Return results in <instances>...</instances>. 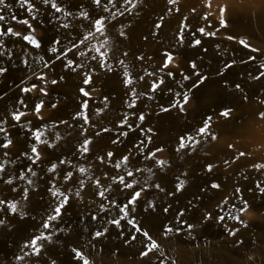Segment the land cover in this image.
Masks as SVG:
<instances>
[{"label": "rangeland", "instance_id": "374dc122", "mask_svg": "<svg viewBox=\"0 0 264 264\" xmlns=\"http://www.w3.org/2000/svg\"><path fill=\"white\" fill-rule=\"evenodd\" d=\"M5 2L10 7L0 13L6 17L0 25L5 30L13 27L15 31L28 34L30 30L11 17L15 15L17 20L27 19L36 28L33 35L42 46L37 49L20 38L5 37L4 55L0 56V65L9 69L5 76L0 77V120H7L3 126L8 129V138L13 141L8 149H0V163L8 161L5 172L0 173L3 176L0 180V199L18 204L15 214L9 211L7 204L0 205L3 209L0 219L5 221L0 226V264H52L53 260L56 264H82L75 258L73 248L83 252L90 264H264V195L256 187L257 183L264 187V168L254 167L264 164V76H261L264 72L261 68L264 65V0H177L175 4H169L168 0H142L131 14L115 18L97 7L93 0H57L73 14L66 21L54 19L62 17V14L54 13L41 0H33L40 9L36 20H32L26 8L19 6L18 0ZM102 3H107V0H102ZM116 4L112 12L121 7L123 0H116ZM221 9L225 10L223 19L227 28L220 26ZM82 11L89 13L88 19L79 16ZM101 17L107 18L106 48L113 71H105L97 61L86 60L76 54L88 51L93 44L99 46L105 39L99 33H96V38L86 41L79 49L59 60L56 56L60 53L49 51L53 38L62 41V45H57L61 51L70 46L69 39L79 42L84 35L94 31L93 22ZM65 22L70 24L68 29L60 27ZM156 24L162 26L157 28ZM185 25L181 45L178 36ZM201 27L216 35H201L197 31ZM121 31L124 36L120 35ZM228 36L234 39L229 40ZM195 39H200L202 43L193 47ZM240 40L250 47L245 48ZM253 48L257 51H252ZM165 53H171L174 60L168 68L162 69ZM94 54L88 51L89 58ZM140 56L144 59H138ZM25 59L28 60L27 65L23 63ZM69 59L85 63L86 67L73 72L65 67ZM119 60L127 65L135 81L133 85L125 86V69L118 63ZM44 61H48L51 67L44 68ZM192 62L196 63V69L191 68ZM227 64L232 67L226 68ZM92 69H95L92 82L85 85L83 73ZM145 70L154 75H146ZM169 71L173 77L167 75ZM195 72L207 79L193 87V83L200 79V76L194 75ZM39 75H45L46 82L37 79ZM141 76H144L143 80L139 79ZM184 76L190 79L184 80ZM160 78H163L164 84L156 92H151L152 82ZM53 79L58 83L51 84ZM33 84L37 85V90L31 93L21 91ZM39 87H45L48 95L40 94ZM81 88L88 91L90 97H84ZM132 88L137 94L146 95L139 96L135 107L129 108ZM177 92L181 94L179 97L175 95ZM185 93L189 96V103L181 112L179 106L173 108L172 105L177 100L183 103ZM149 95L154 98L148 99ZM20 99L24 100L26 108L19 103ZM41 99L44 107L37 115L35 105ZM85 100L88 102L86 114L90 124L84 125L88 131L81 135L80 125L84 121L73 117L82 111L81 105ZM52 104L57 107L52 108ZM161 106L170 108V112H161ZM17 109L26 113L19 124L12 120L11 115ZM97 110L102 111L97 114ZM225 111H229L227 117L222 115ZM140 114L145 116L143 122L138 119ZM125 115L128 124L136 129L134 132L128 129L127 124L123 128L118 127ZM209 117V131L216 139L197 137L200 143L195 151L188 148L177 152L180 137L195 135ZM104 127L112 131L96 136L95 133ZM28 128L44 131L43 138L50 142L54 141L55 134H59L61 139L56 142V147L48 148L37 144ZM148 128L152 129L151 133H142V129ZM121 131H127L128 136H118ZM148 136L151 142H148ZM85 138H90L92 143L89 152L81 156L77 148ZM113 139L120 142L113 144ZM141 140L145 141L142 153L135 147ZM2 142H6L5 135L0 133ZM33 144H37L41 153V159L36 164L21 154L28 152L32 155ZM157 148L162 151L152 159H144ZM5 151L9 153L7 157L2 155ZM108 152L113 153L111 159L107 156ZM241 152L245 155L240 156ZM125 155H129L127 168L135 173L133 177L126 175L124 166L120 169L113 167ZM99 157H104L103 163ZM62 159L66 163L60 164ZM157 160L167 161V166L161 169ZM53 164L58 166L56 172H49ZM209 164L213 165L211 173L206 171ZM73 166L89 169L88 175L92 179L87 180ZM29 167L37 175L32 177L28 173L25 180L17 179L27 173ZM137 168L144 171L136 172ZM67 172H72L73 176L65 182ZM120 175H124L126 182L139 183L133 189H124L112 181V177ZM177 177L187 183L183 191L170 196L168 193L174 192L178 183ZM10 178L13 179L12 184L4 183ZM27 178L33 180V185H27ZM97 178L102 188L110 187V191L105 192L107 200L98 195L101 189L94 184ZM81 179H85L86 184L80 196L72 195L65 215L59 222H53L56 228H63L64 231L53 236V243L45 242L39 257L24 255L31 251L24 245L40 233L43 219L51 211L53 197L48 191L51 184L54 183L61 191L71 189L75 193L80 188ZM145 183H158L164 189L161 192L154 187H146L137 201L135 212L131 213L160 245V249L148 257L141 256L146 243L141 234L136 233L137 239L126 243L134 232L126 220L121 221L122 229L107 225V220L122 215L119 208L108 201H115L122 207L132 193L139 191ZM212 183L220 184V189H212ZM25 188L28 189L27 200L22 198ZM237 188L240 193H236ZM225 199L228 203L223 205L224 212H221L219 205ZM149 200L157 207L155 211L145 212ZM244 201H247L246 205ZM101 204L109 211H102ZM169 205V211L163 212L162 209ZM229 209L231 215H239L243 223L228 219L227 215L223 222L217 219ZM21 210L25 213L23 218L19 215ZM179 211L184 212L180 219L187 224L176 223ZM208 213H211V219H205ZM92 215L98 219L92 220ZM188 224L193 227L188 229ZM105 226L108 227L107 234L93 239L94 232L97 229L102 231ZM165 226L179 228L180 231L165 235ZM229 229L238 231L233 236ZM21 256L24 258L18 259Z\"/></svg>", "mask_w": 264, "mask_h": 264}, {"label": "snow or ice", "instance_id": "6c2138e0", "mask_svg": "<svg viewBox=\"0 0 264 264\" xmlns=\"http://www.w3.org/2000/svg\"><path fill=\"white\" fill-rule=\"evenodd\" d=\"M42 4L46 7L50 6V8L52 10H54V13H61L62 17H54V19H64L65 21L67 20L68 17L72 16V12L67 11L64 7H62L57 0H41ZM142 0H123V4L121 5L120 8L117 9L116 12H112L113 8L117 7L116 4V0H107V3H102V0H93V3L99 7L102 8L105 12H109L112 14V17L115 18V16L120 15L123 16L125 15V13L131 14L132 10L135 9L137 7V5L139 3H141ZM19 6L22 8H26L27 12L30 13L32 15V20H36L37 16L36 14L39 13L40 9L36 6V4L33 2V0H18ZM169 4H175L177 3V0H168ZM109 5H111V7H109ZM10 5H8L5 0H0V13H3L5 8H9ZM178 10V9H177ZM224 9H221V19H220V26L222 28H227V22L223 19V14H224ZM80 17H83L84 19H88L89 18V13L87 11H82L79 13ZM12 20H16L17 23L25 25L27 27L28 30H30L28 32V34H23L20 31H15L13 29V27H7L6 30L4 29V27L2 25H0V56L4 55V38L5 37H14V38H20L23 41H26L29 45H31L34 48L39 49L42 45L41 42L37 39V37L35 35H33V33L36 32V28L33 27L32 23L29 22V20L24 19V20H17V17L15 15H12L11 17ZM107 18L106 17H101L99 19H96L93 22L92 27L94 28V31H90L88 34L84 35L82 39L79 40V42H75L72 39L68 40L69 43V47H67L65 50L61 51V47H57V45H62V41L60 39L57 38H53V46L49 49L50 52L52 53H60V55L56 56V59L59 60L62 57H67L68 53L73 52L76 49H79L81 45L85 44L86 41L91 40L92 38H96V33H99L100 36H104L105 39L100 42L99 46H96L95 44H93L90 48H88V51L94 52L95 54L92 55L90 58L88 57V51H79L76 54L78 56L81 57H85L86 60H94L97 61L99 63V66L104 69L105 71H113V65L110 64L108 62V49L106 48V45L108 44V40L107 37L105 35V29H106V24H105V20ZM162 19V18H161ZM205 19H207V17H205ZM6 20V17L3 14H0V22H4ZM162 25L161 24H156L157 28H160ZM60 27L64 28V29H68L70 27V24L68 22L62 23L60 25ZM122 27H124L122 25ZM187 27L182 26L181 30H180V34L178 36V43L179 44H183L184 42V36H183V31L184 28ZM197 31L204 36H215L216 33L215 32H206L205 29L203 27L197 29ZM121 36H124L125 33L123 31L120 32ZM193 36L196 35V33H192ZM229 40L234 39V37L232 36H228L227 37ZM98 39V38H97ZM145 39H147V37H145ZM201 40L200 39H195L192 43L193 47L199 46L201 44ZM240 44H242L245 48H249L250 45L245 42L244 40H240L239 41ZM102 49H104L102 51ZM206 51V49H205ZM252 51H257V49L253 48ZM10 52V50H9ZM125 56L128 55L127 52L124 53ZM166 56V60L165 63L162 66L163 68H168V66L170 64L173 63L174 57L171 53H165ZM10 58V57H9ZM41 59H43L41 57ZM138 59L143 60L144 57L140 56L138 57ZM251 59H255V57H251ZM23 63L25 65L28 64V60L25 59L23 60ZM118 63L120 65H124V83L125 86H131L135 83V81L132 79L131 74L128 72L127 70V65L125 64V62L123 60H119ZM233 63H235V61H233ZM44 68H50L51 65L48 61H44L43 64ZM66 68H70L73 72L78 71L79 69L85 68L86 64L85 63H75L73 60L69 59L67 60L66 64H65ZM226 68H231L232 65L231 64H227L225 65ZM191 68L192 69H196L197 65L195 62L191 63ZM261 68H264V65H261ZM9 69L7 67H4L3 65H0V77L5 76L6 73H8ZM95 69H92L91 71H85L83 73L84 76V80L83 83L85 85L90 84L92 82V72H94ZM145 74L148 76H152L154 75V73H150L147 72V70H145ZM167 75L169 77H173V73L171 71H169L167 73ZM194 75L196 76H200L199 72H195ZM261 76H264V72H261ZM260 77H256V79H259ZM37 79L41 80V81H45L46 82V76L45 75H39L37 76ZM61 79H63V77H61ZM140 80L144 79V76H141L139 78ZM184 80H188L190 79L189 76H184L183 77ZM207 79V77H203L200 76V79L198 82H194L193 83V87L197 86V83H203L205 80ZM51 84L55 85L58 83V81L56 79L51 80L50 82ZM164 84V80L163 78H160L158 81H153L150 87V91L151 92H156L160 86ZM181 87H183V85H180ZM236 88L239 89L240 85L237 84ZM37 90V85L33 84L31 87H23L21 89L22 92L24 93H31L33 91ZM171 91V90H170ZM80 92L82 93V95L84 97H90V93L88 91H86L84 88L80 89ZM39 93L42 94L43 96H47L48 92L46 91L45 87H39ZM146 95L145 93H139L137 94L135 88L131 89V95H130V99H131V103H128V107L129 108H133L136 105V100L139 99V96H144ZM177 97H179L181 94L179 92H177L175 94ZM148 99H153L154 97L152 96H148ZM107 98H105L106 100ZM19 103L21 105H23L25 108L27 107V105L24 103L23 99H20ZM189 103V96L187 95V93H185L183 95V103H181L179 100H177L175 103H173L172 107L175 108L177 106H179V110L181 112L185 111V105ZM44 107V101L41 99L36 105H35V112L37 115H39V113L41 112V109ZM52 108H56L57 105L56 104H52L51 105ZM82 111L77 113V115L75 117H73V119H77L80 118L84 121L83 124L80 125L82 132L81 135H84L88 129L84 127L85 124H90L89 118L86 114L87 108H88V102L87 100H85L83 102V104L81 105ZM170 108L167 107H163L161 106L160 111L167 113L170 112ZM102 110H97V114H99V112ZM230 111V110H229ZM229 111H225L222 113L223 116L227 117L229 115ZM12 120L15 121L17 124H19V122L21 121L22 117H24L26 115L25 112L19 111V109H17L16 112H13L12 114ZM262 116H264V114H262ZM138 119L143 122L145 119V116L143 114H140ZM211 120V117L208 118V120H206L204 122V125L200 128H198L195 132V135L189 134L187 136H181L180 140H179V146L177 147L176 151L180 152L182 149H188L190 148L192 151H195L196 149V145L200 143V140L197 137H206L209 136L211 137L213 140L216 139V136L213 135L210 131V123L209 121ZM7 123V120H0V133H3L5 135V140L6 142H2L0 143V149H8L10 146H12L13 141L11 139L8 138V129L5 128L3 125ZM28 123H31L30 121ZM61 123H65L67 124V121H61ZM127 124V127L130 131H135L136 129L132 127L131 124H128L127 122V115H125V119L123 121H121V123L118 125V127L123 128L124 125ZM21 127H25V125H20ZM92 127H95V125H92ZM137 127H139V125H137ZM28 131L32 134V138H34V140L37 142V144L40 145H46L48 148H54L56 147V142H58L61 137L59 136V134H55V138L54 141L50 142L47 138H43L45 137V132L41 131L40 129H36L33 130L32 128H28ZM112 131L111 129L104 127L102 128L100 131H97L95 134L96 136H100L102 132L106 133V132H110ZM142 133L144 132H148L151 133L152 129L148 128L146 130L142 129L141 130ZM128 132L127 131H121L118 133V136H124L127 137L128 136ZM148 142H151V137L148 136L147 137ZM120 141L119 139H113L112 143L113 144H118ZM92 143V140L90 138H85L83 143H81L79 145V147L77 148V152H79L81 154V156H83L84 154L89 152V145ZM37 144H33L31 146V153L32 155H29L28 152H23L21 153L22 155L26 156L33 164H36L40 159H41V153L37 148ZM145 146V141L141 140L138 144L135 145L136 148L140 149L141 153L143 152V147ZM162 151V149L157 148L155 152H150L148 155L144 156V159H152L153 157L156 156L157 152ZM4 157H7L9 155V153L7 151L3 152L2 154ZM129 155H131V152L129 153ZM129 155H125L122 157L121 160L117 161L113 167H115L116 169H120L122 166L125 167V171H126V175L128 177H133L135 175V173L131 170H129L127 168V165L129 164ZM240 156H244L245 153L241 152L239 154ZM107 156L109 159H111V157L113 156L112 152H108ZM239 157H237L238 159ZM98 159H100L101 163L104 162V157H99ZM8 161H3L2 163H0V173H4L5 172V164H7ZM66 163L65 160H60V164H64ZM70 163V162H68ZM156 163L158 164V166L163 169L167 166V161L165 160H157ZM225 163H228L227 161H225ZM57 165L53 164L48 171L49 172H56L57 169ZM74 168H76V171H78L82 176H86L87 180H91L92 177L90 175H88V172L90 171L89 169H86L85 167H76L73 166ZM254 167H256L257 169H261L264 168V164H258V165H254ZM139 171H144L143 169H136V172ZM147 171L151 172V169H147ZM206 171L211 173L213 171V165L209 164L207 165ZM30 173L32 177H35L37 175V173L35 171H33V169L31 167H29L27 169V173L22 174L20 176L17 177V179L20 180H25L27 174ZM183 175H187V173H184ZM73 173L72 172H67L64 176V181H70L72 179ZM58 178V177H57ZM0 180H3V176L0 175ZM112 181L113 183H118L119 185H122L124 189H133L135 187V185L137 183H139V181H132V182H126L124 175H120L119 177H112ZM177 185L175 188L174 192H170L168 193V195H175L176 192H180L183 191L185 188V185L187 183L186 180L180 179V177H177ZM4 183L6 184H12L13 183V179H7L4 180ZM27 185H33V180L31 178H27L26 180ZM79 184H80V188L77 189L75 191V193H72L71 189H68L66 191H61L60 188H57L56 185L54 183L51 184V187H49L48 191L51 194V196L53 197V202L50 203V213L46 216V218L43 219L42 225H41V231L38 235L33 236L30 241L28 243H26L24 245V248H30L31 251L30 252H26L24 253V255L26 256H37L39 257L41 255V252L45 246V242L47 243H53V236H57L58 233L63 232L64 229L63 228H56L55 224L53 222H59L62 217L65 215L67 207L69 205L70 199L72 197V195H75L77 197L80 196V191L83 189V187L86 184V180L85 179H81L79 180ZM95 186L98 189H101L98 192V195L102 198H104L105 200L108 199V197L105 195L106 191H110V187L109 188H102V186L100 185V181L99 178H97L94 181ZM146 187H154L156 189H158L159 191L163 192L164 189L161 187L160 184H154V185H147V183H145L144 187H141V189L139 191H134L131 195V198L127 201L126 204H124L122 207L120 205H117L115 203V201H108L109 204L113 205L114 207L119 208V211L122 213V215H120L119 217L116 218H112L107 220V225L110 226H115L118 229H122V224L121 221L122 220H126L127 224L131 226V229H134L133 234L131 235L130 239L128 241H126V243H131L132 241H135L137 239L136 233L141 234L144 238L146 243L144 244V248L145 250L141 252V256L142 257H148L150 253H153L154 251H157L160 249V245L157 243V241L155 239H153V237L149 234L148 231L144 230L140 224L138 223L137 219L135 216L131 215V213L135 212L136 210V204L137 201H139L141 199V194L143 191H145ZM221 185L217 184V183H212L211 184V188L212 189H220ZM256 187L259 189L260 194L264 195V187H261L259 183H257ZM14 191L16 189H13ZM240 189L237 188L236 189V193H240ZM22 198L24 200L28 199V189L25 188ZM241 200H243V197H240ZM191 204V201L189 202ZM228 201L227 199H225L223 201V203L221 205H219L220 211L224 212V204H227ZM245 205L247 204V201H244ZM9 209L10 212L12 213H17L18 212V204L17 203H8L3 199H0V205H6ZM101 210L102 211H109V209L107 207H105V205L101 204ZM156 204L153 203L152 201H147L146 202V206L144 208L145 212H148L149 210L155 211L156 210ZM169 207H171L170 205L168 207H164L162 209L163 212L167 213L169 211ZM234 207V206H233ZM3 209L0 208V211H2ZM19 215L21 218H23L25 216V213L21 210L19 211ZM227 215L228 219H232V220H236L240 223H243L242 220H240L239 215H231V209H229V211L227 213H225L224 215H219L217 217V219L221 222H223L225 220V216ZM184 216V212L183 211H179L176 214V223L177 224H187V221H181V217ZM211 213H208L205 216V219H211ZM92 220H97L98 217L96 215H92L91 216ZM5 221L3 219H0V226L4 225ZM188 229H191L193 227V225L188 224L187 225ZM173 231L179 232L180 229L176 228L173 229L172 227L169 226H165L164 228V233L165 235H167L168 233H172ZM236 231L238 230H230L229 229V233L230 235L235 236L236 235ZM108 232V227L105 226L103 228V230H99L97 229L94 234H93V239H98L100 237H103L104 235H106ZM121 234H123V232H121ZM72 251L75 253V258L79 261L82 262V264H90L89 260L85 257L84 253L77 250L76 248H73ZM24 257H18V259H23ZM52 264H56L55 260L52 261Z\"/></svg>", "mask_w": 264, "mask_h": 264}]
</instances>
